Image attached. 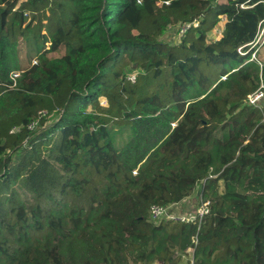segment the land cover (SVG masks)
<instances>
[{
  "label": "trees",
  "instance_id": "16d2710c",
  "mask_svg": "<svg viewBox=\"0 0 264 264\" xmlns=\"http://www.w3.org/2000/svg\"><path fill=\"white\" fill-rule=\"evenodd\" d=\"M263 26L264 0H0V264H182L194 238V264H264ZM200 183V224L150 218Z\"/></svg>",
  "mask_w": 264,
  "mask_h": 264
},
{
  "label": "built area",
  "instance_id": "2783aa9c",
  "mask_svg": "<svg viewBox=\"0 0 264 264\" xmlns=\"http://www.w3.org/2000/svg\"><path fill=\"white\" fill-rule=\"evenodd\" d=\"M243 7L246 5L242 4ZM200 25L199 20H194L192 22H184L178 25V31L176 32L178 38H182L185 36V34L193 27H198ZM264 33V30L263 32ZM260 38V36H259ZM257 41L256 43H258ZM239 52L241 54H245L246 52H243L242 48L239 49ZM16 74L15 76H17ZM137 77V74L132 72L129 73V79L131 81H135ZM264 89L259 88L255 92L251 93L248 95L246 99V103L249 105H254L255 107H262L264 105ZM106 101V100H105ZM37 124V121L33 122L31 127ZM210 200H201V204L198 208L195 209V212L193 215H188V214H183V213H176L173 211L172 208H174L175 204H170V205H153L150 211V218L155 221H161L163 218H170V219H175L184 223H189V224H200L202 222L203 217L209 213L210 211ZM194 244H197V239H193ZM191 246L187 249V256L188 252H191L193 254V257H189V264H194V255H195V248L196 246ZM190 250V251H189Z\"/></svg>",
  "mask_w": 264,
  "mask_h": 264
},
{
  "label": "rangeland",
  "instance_id": "374dc122",
  "mask_svg": "<svg viewBox=\"0 0 264 264\" xmlns=\"http://www.w3.org/2000/svg\"><path fill=\"white\" fill-rule=\"evenodd\" d=\"M224 20L221 19L220 22L213 28V30L209 33V41H214L216 37H218L219 35L217 34V29H223L224 26ZM173 28V27H172ZM138 30L141 32H150L151 30V25L150 24H146L145 22H141V24L138 27ZM219 32V31H218ZM263 32V31H262ZM261 32L260 38L258 39V44L257 45H252L251 47H255V52L253 53V58L257 59L259 62L264 63V33ZM175 32L174 31H167L163 38L170 40L172 37H175ZM182 38H178V41L180 42ZM32 44L31 43H23L22 45V56L25 59V65H28L29 63H35V58L37 56L36 52L32 51ZM221 66L215 67V69L213 71H216L218 69H220ZM138 73V71L136 70H131L130 73ZM206 74H210L211 75V71L210 70H206L205 71ZM219 73V71H218ZM16 75V74H15ZM217 76H214L212 78V80H215ZM263 86V85H262ZM264 102V100L262 101V103ZM101 103L102 104H106V101L104 98H101ZM54 118L51 119V122L53 121ZM114 129L117 130L118 135H120V130L121 128L117 125H114ZM120 145V144H118ZM220 189L223 188L222 183L220 184ZM201 186L202 183H200L195 190L193 191V193L186 197L185 199L182 200V204H180V202L176 203V205H174L173 211L176 213H183V214H188V215H193L195 212V209L198 208L201 204V200H202V196H201ZM182 205V207H181ZM180 206V208H179ZM179 208V210H178ZM190 251V250H189ZM188 257L192 258L193 254L191 252H188ZM185 261H187V258H184ZM183 261L182 264H187V262Z\"/></svg>",
  "mask_w": 264,
  "mask_h": 264
},
{
  "label": "crops",
  "instance_id": "0c3cea01",
  "mask_svg": "<svg viewBox=\"0 0 264 264\" xmlns=\"http://www.w3.org/2000/svg\"><path fill=\"white\" fill-rule=\"evenodd\" d=\"M219 1H221V2H225L226 0H219ZM224 20V19H223ZM224 22V25H225V20L223 21ZM223 29H224V26H223ZM223 29H217V34L219 35L218 37H216L215 38V40H218V39H220L221 38V36H222V34H223ZM264 30V26L263 27H261L260 28V31H259V34H258V36H257V39H256V41L253 43V45H257L258 43H256L257 41H258V39H259V36L261 35V32ZM169 31H174L175 32V30L173 29V28H170L169 29ZM219 31V32H218ZM175 34V37H172L170 40L171 41H173V40H175V39H177L178 40V36H177V34H176V32L174 33ZM214 40V41H215ZM180 204H182V201L180 202ZM176 205V204H175ZM181 207H182V205H181ZM179 208H180V206H179ZM179 208H178V210H179ZM185 258H187V260H189V257L186 255V256H184Z\"/></svg>",
  "mask_w": 264,
  "mask_h": 264
}]
</instances>
